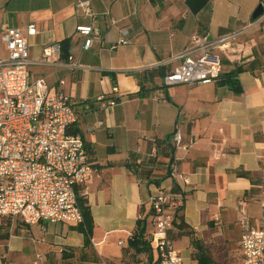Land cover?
<instances>
[{"label": "crops", "instance_id": "1", "mask_svg": "<svg viewBox=\"0 0 264 264\" xmlns=\"http://www.w3.org/2000/svg\"><path fill=\"white\" fill-rule=\"evenodd\" d=\"M79 1H88L91 16L76 8ZM258 5L264 9V0H207L194 14L186 0H0V30L34 25L31 61L66 41L67 58L79 67L71 70L60 53L29 69L31 79L45 80L49 94L63 93L73 103L77 121L68 132L82 137L95 170L85 197L93 220L90 246L83 249V235L61 224L51 239L41 238L46 252L75 249L86 260L90 251L102 264L114 247L115 264L139 256L128 247V234L149 197L172 189L169 169L176 162L188 181L179 184L186 228H174V248L185 264L200 257L206 264L240 261L237 203L247 202L245 212L257 225L264 198V22L252 19ZM80 28L100 31L88 50ZM242 31L216 52L222 74L244 69L235 78L240 94L217 82L163 84L179 65L170 60L191 46L192 36L219 39ZM122 32L128 44L116 45ZM100 97L117 103L104 111ZM97 122L102 126L93 130ZM176 127L187 150L174 146ZM27 227L24 234L33 235L34 227L43 237L48 232L46 224ZM22 238L9 236L7 256L24 249Z\"/></svg>", "mask_w": 264, "mask_h": 264}, {"label": "built area", "instance_id": "2", "mask_svg": "<svg viewBox=\"0 0 264 264\" xmlns=\"http://www.w3.org/2000/svg\"><path fill=\"white\" fill-rule=\"evenodd\" d=\"M75 6L91 16L88 1H79ZM258 20L264 22V12ZM35 32L32 24L25 29L3 27L0 30V41L6 50V56L0 57V218L26 226L47 223L76 226L83 222L78 198L87 196V183L95 170L82 137L68 134L77 121L69 97L63 93L49 94L43 78H30L32 66L49 64L53 55L60 54L55 44L44 48L39 60L31 61L28 39ZM78 33L86 38L84 50L89 49L91 36L100 35L98 28H80ZM243 33L219 39L192 36L191 46L170 60L179 65L163 78V84L193 87L216 83L223 68L216 52H224ZM126 44L128 40L122 32L116 45ZM67 61L71 70L79 69L72 58L68 57ZM98 102L104 111L117 103L115 99L104 97ZM101 126L102 123L97 122L92 129ZM172 141L176 149H188L179 127ZM169 176L172 189L150 196L138 220L145 221L146 229L150 227L148 242L155 264H185L173 246L170 233L177 206L183 202L179 184L188 179L179 172L176 162L171 164ZM246 204L243 199L237 203L240 209L239 264H264V198L259 201L257 225L251 224L244 209ZM128 237L130 240L132 234Z\"/></svg>", "mask_w": 264, "mask_h": 264}, {"label": "rangeland", "instance_id": "3", "mask_svg": "<svg viewBox=\"0 0 264 264\" xmlns=\"http://www.w3.org/2000/svg\"><path fill=\"white\" fill-rule=\"evenodd\" d=\"M252 224V222H251ZM47 230L48 232L44 235V237L40 234L37 227H34L32 230L33 235L29 232L26 233L28 227L23 225L20 222H14L7 219H3L0 221V260L2 264H102V260H98L93 255L92 252H88L87 259L85 260L82 257V254H79L78 251L75 249L73 251L69 249H57L55 252L50 251L46 252L45 250V243L41 242V238L43 239H51L52 236L49 234L54 229L58 228V225L61 224H50L47 223ZM71 226V225H69ZM45 229V228H44ZM71 229V227H68ZM23 230V232H19ZM174 227L172 226V230L170 233L171 239L174 238ZM43 232V231H42ZM150 227H148L146 231L145 238L148 239ZM41 235V236H39ZM11 237H23L21 240V244L24 249L19 251L13 252L11 257L7 256V247L5 246L6 240ZM15 241L19 242L18 240L14 239ZM32 240V241H31ZM20 243V242H19ZM119 252V247H114L109 254L111 256L109 259H105L104 261L107 264H115V256ZM113 255V256H112ZM234 258V259H233ZM229 264H239L237 257H233ZM131 262H135L136 264H142L146 262L145 255H139L132 258ZM146 264V263H145Z\"/></svg>", "mask_w": 264, "mask_h": 264}, {"label": "trees", "instance_id": "4", "mask_svg": "<svg viewBox=\"0 0 264 264\" xmlns=\"http://www.w3.org/2000/svg\"><path fill=\"white\" fill-rule=\"evenodd\" d=\"M207 0H186V4L191 11V13H197L205 4ZM61 56L67 58L65 50L63 47H66V41H62L59 43ZM244 69L242 67H236L231 72L222 74L220 79L217 81L218 84L222 86H226L231 89L235 94L241 93V88L239 82L235 79L236 76L243 72ZM68 134H77V131H70ZM93 165V164H92ZM240 176L247 177V173H239ZM78 205L80 208V212L83 218V222L79 225L71 227V230L76 231L79 234H82L84 237L83 249L88 248L90 246V239L92 235L93 229V220L91 216L90 209L87 205V201L85 197L79 196ZM183 202L177 206L176 212L174 214L175 219L173 221V227L177 230H184L186 225L183 222V217L181 215ZM146 224L145 221H137L135 232L132 235V238L128 241V247L134 251L136 255H146L147 263L146 264H155L153 260V252L149 245L148 239L146 236ZM82 252V251H81ZM83 255V253H80ZM208 261L204 257H200L197 264H206Z\"/></svg>", "mask_w": 264, "mask_h": 264}, {"label": "water", "instance_id": "5", "mask_svg": "<svg viewBox=\"0 0 264 264\" xmlns=\"http://www.w3.org/2000/svg\"><path fill=\"white\" fill-rule=\"evenodd\" d=\"M264 9L262 7V5H258V7L255 9L253 15H252V19L257 20L259 19V17H261V15L263 14Z\"/></svg>", "mask_w": 264, "mask_h": 264}]
</instances>
